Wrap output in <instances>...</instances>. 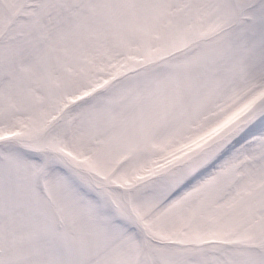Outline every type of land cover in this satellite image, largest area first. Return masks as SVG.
<instances>
[{"label":"snow or ice","instance_id":"obj_1","mask_svg":"<svg viewBox=\"0 0 264 264\" xmlns=\"http://www.w3.org/2000/svg\"><path fill=\"white\" fill-rule=\"evenodd\" d=\"M0 264H264V0H0Z\"/></svg>","mask_w":264,"mask_h":264}]
</instances>
